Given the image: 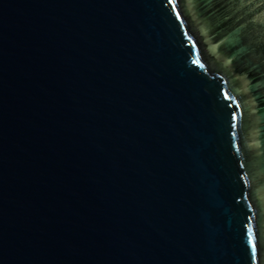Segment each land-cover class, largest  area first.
<instances>
[{
  "label": "water",
  "instance_id": "1",
  "mask_svg": "<svg viewBox=\"0 0 264 264\" xmlns=\"http://www.w3.org/2000/svg\"><path fill=\"white\" fill-rule=\"evenodd\" d=\"M0 264H264V0H0Z\"/></svg>",
  "mask_w": 264,
  "mask_h": 264
},
{
  "label": "snow or ice",
  "instance_id": "2",
  "mask_svg": "<svg viewBox=\"0 0 264 264\" xmlns=\"http://www.w3.org/2000/svg\"><path fill=\"white\" fill-rule=\"evenodd\" d=\"M249 243L253 245V259H256V249H255V243H254V237L252 235L251 229H249Z\"/></svg>",
  "mask_w": 264,
  "mask_h": 264
}]
</instances>
